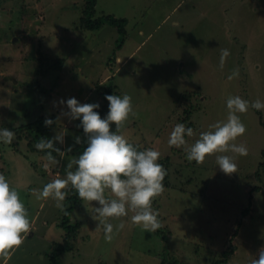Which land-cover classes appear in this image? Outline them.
I'll use <instances>...</instances> for the list:
<instances>
[{"label":"rangeland","instance_id":"1","mask_svg":"<svg viewBox=\"0 0 264 264\" xmlns=\"http://www.w3.org/2000/svg\"><path fill=\"white\" fill-rule=\"evenodd\" d=\"M84 1L0 0V127L11 130L41 116L44 127L46 118L54 121L46 127L51 138L65 132L59 149L72 148L54 154L59 164L45 168V155L29 150L25 140L0 142V174L19 193L32 224L22 245L7 261L0 257V264L48 263L64 234L61 210L52 199H37L33 189L65 177L67 163L77 157L74 138L81 136L77 120L60 115L68 109L58 101L95 103L97 86L109 85L115 95L131 96L137 114L119 134L145 141L166 165L168 185L152 203L162 227L146 232L129 212L110 219L115 234L106 242L92 219L98 205L79 198L70 217L78 232L73 248L58 255L59 263L160 264L165 258L211 264L232 244L233 254L219 264H250L264 246V109L238 114L246 132L234 143L246 145L248 154L222 153L234 159L236 173L220 170L215 157L221 153L196 164L184 148L226 120L229 96L264 103V0H96L95 16L126 19L123 38L105 22L82 28ZM221 49L230 52L222 68ZM234 69L239 76L229 80ZM177 123L194 135L185 137V146L169 147ZM110 128L115 131L114 124ZM249 196L251 211L242 216ZM238 219L242 225L235 234ZM121 222L125 227L115 232Z\"/></svg>","mask_w":264,"mask_h":264},{"label":"clouds","instance_id":"2","mask_svg":"<svg viewBox=\"0 0 264 264\" xmlns=\"http://www.w3.org/2000/svg\"><path fill=\"white\" fill-rule=\"evenodd\" d=\"M229 55L227 49H221V68ZM238 76L239 70L234 69L228 79ZM104 98L108 101V112L103 118L96 111L100 107L98 103L81 104L75 98L58 101L59 105H66L68 109L67 112L62 111L61 116L80 121L76 126L83 129L86 147L82 154L67 163L64 178L53 179L42 190L33 189V194L37 199H52L55 207L64 211L66 189L71 186L82 201L90 205L96 202L98 206L92 207V219L98 221V228L102 227L105 241L111 242L115 233L110 219L126 217L129 212L133 213L131 222L146 232L152 233L162 227L158 219L159 212L153 209L152 203L165 190L163 180L167 171L158 163L161 157L158 150H138L119 134L129 116L137 115L133 111L131 96L112 94ZM226 107V120L211 124L209 130L201 132L199 138L184 150L186 159L196 164H202L206 156L221 153L216 155L215 162L225 175H230L237 172V165L231 156L222 153L232 152L239 156L248 154L246 145L234 143L246 132V126L238 114L246 113L249 107L262 110L264 103L259 100L249 102L240 96H229ZM53 123V120L47 118L44 121L46 127ZM113 124L115 131L110 128ZM193 135L191 127L177 123L169 134L168 145L180 148L187 144L185 137ZM64 136L65 132H60L51 139L41 138L35 144L37 150L46 151L45 168L59 164L52 155L53 152L63 156L65 152L72 151L71 146L65 151L54 147V142L64 144ZM14 139L15 133L12 130L0 127V142L11 144ZM74 140L76 144L81 143L79 136ZM124 227L121 222L115 226V232ZM31 228L28 209L19 193L0 174V257H4L5 261L10 259L12 251L22 245L23 234L29 233ZM250 264H264V246L258 249L257 257Z\"/></svg>","mask_w":264,"mask_h":264},{"label":"trees","instance_id":"3","mask_svg":"<svg viewBox=\"0 0 264 264\" xmlns=\"http://www.w3.org/2000/svg\"><path fill=\"white\" fill-rule=\"evenodd\" d=\"M84 7L82 8L81 16H80V25L83 28H90V29H95L99 28L104 22L112 25L113 27L116 28L118 33L120 34V37L123 38L125 34V24H126V19L124 17H116L112 14H102L99 16H95V3L96 0H85L84 1ZM58 59L54 60V64H57ZM59 61V60H58ZM97 86L98 92H96V95L98 97L97 101L95 103H98L100 107L96 109V111L99 112L101 117H105L106 113L108 112V101L105 100L106 95H112L114 94L113 92V87L112 85H109L107 88L104 87H99ZM77 123L79 124L80 121L77 120ZM264 124V122L262 121ZM14 133L17 139H23L26 142V147L29 148L31 151L38 152L42 155L46 156V151H39L36 149L35 144L39 142L41 138L44 139H51V137L48 134V129L43 126V119L41 116L35 118L31 122H25V123H20L19 125L13 127L11 129ZM78 132H81V143L80 144H74L73 150L74 154H82L84 148L86 147L85 140L86 138L84 137L83 129L78 128ZM129 143L133 144V146L137 147L138 150H143L145 148H149V145L145 142L142 141H128ZM54 147L60 148V145L56 142H54ZM57 154L56 152H53L52 155ZM262 157L263 160L260 162V166L264 168V148L262 150ZM160 163H164V161H161ZM166 167V165H165ZM164 167V168H165ZM167 175L165 176V178ZM165 178L163 180V184L168 185V182H164ZM67 191V196L65 199L64 203V211H61V220L59 222V225L63 228L64 234L62 237L61 241H56L55 242V247L53 248L49 254L48 257V263L47 264H60L58 261V255L62 253L63 251L70 250L73 248V241L77 235L78 232V223H71L70 222V217H71V211L74 209V207L78 204L79 197L74 189L69 186ZM251 197L249 196V202L246 207L242 210V216H245L247 213H250V205H251ZM242 225V219H238V223L236 225V228L234 230V233L237 234L239 232V229ZM157 230L156 232H158ZM233 233V234H234ZM234 245H230L229 248L223 250L221 252L222 258L215 259L211 264H219V263H224L230 255L233 254L234 252ZM174 261H166L165 258H162L160 261V264H174Z\"/></svg>","mask_w":264,"mask_h":264}]
</instances>
